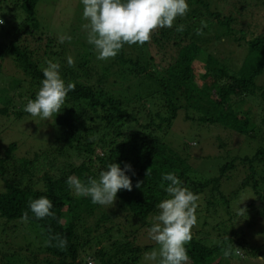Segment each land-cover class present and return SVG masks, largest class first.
I'll return each instance as SVG.
<instances>
[{"label": "trees", "instance_id": "1", "mask_svg": "<svg viewBox=\"0 0 264 264\" xmlns=\"http://www.w3.org/2000/svg\"><path fill=\"white\" fill-rule=\"evenodd\" d=\"M8 1L14 9L20 10L22 20L19 26L13 25L3 34L8 41L0 42V58L11 56L24 72L23 79L27 80L30 90L26 92L27 97L22 94L23 105H14L12 113L17 119L34 118L32 121L41 130L45 127L44 119L33 117L24 108L30 99H35L42 86V69L48 60L37 58L34 50L21 40L27 35L43 33L35 12L37 0ZM187 2L190 11L186 16L177 18L172 28L153 32L151 46L149 43L125 44L108 63L93 59L91 51H86L84 46L75 55L74 67L68 66L66 58L56 61L61 66L65 83L73 82L75 89L68 93L61 112L45 120L52 131L49 141L24 152L15 162L17 142L0 147V177L5 183V190L0 192V264H87L82 252L90 240L80 238L78 228L87 217L96 214L98 219L93 228L98 229L103 222V233L116 239L108 248L102 246L93 253L94 264L96 259L99 264H139L153 245L140 242V235L137 237L130 230L122 234L118 228L124 223L127 225L130 218L143 220L151 213L158 214L157 205L168 198L165 188L169 182L162 180V174L168 172L174 173L183 186L199 196L198 208L207 206L217 216L218 198L224 197V178L237 181V188L232 193L248 189L264 202V84L256 83L258 75L264 72V32L260 31V25L249 28L244 21L238 22L237 14L222 15L212 11L206 0ZM201 21L207 22V27L203 28V35H197ZM180 24L185 25L182 33L176 31ZM222 37L229 41L227 43L233 41L234 46L215 54L206 53ZM37 38L42 40V34ZM48 40L51 41L49 37ZM148 49L153 54L149 55ZM240 49L245 53L241 54ZM51 55L48 53L47 57L51 59ZM237 59L241 61L239 66L234 64ZM100 61L103 63L99 66L96 62ZM115 74L120 75L118 91L109 81ZM19 86L20 83L13 81L8 86V93L16 92ZM130 91L132 93L127 95ZM22 95L13 94L12 97L17 101ZM10 100L0 105V113L9 112ZM251 101L256 103L260 113L256 114ZM179 115L184 120L220 124L230 130H226L225 138L219 143L226 150L225 160L216 174L199 176L201 152L195 151L199 160L197 167H193V155L189 152L192 149L179 153L170 143L172 141H167L171 138L172 122ZM39 118L42 121H38ZM37 136L34 134L32 138L38 141ZM235 137L240 140L236 139L234 146L229 141ZM240 142L247 145L242 147ZM51 154V162L55 156L67 157L72 162H65L54 172L44 170L39 187L38 180L20 183V178L28 176L30 179L42 158ZM113 162L122 169L125 163L131 165L132 171L126 175L133 184L132 191L117 193L115 208L93 204L89 197L76 196L66 183L69 176L84 181L89 177L98 178L99 173ZM137 181H143L141 188L136 187ZM41 196L53 202L51 211L56 214L55 218L36 219L30 211L29 202ZM25 211L28 212L26 222L22 220ZM26 225L40 232L42 244L33 247L32 240L28 241V236L20 232L18 227ZM194 229L192 240L185 246L189 264H224L223 250L232 241V253L242 255L245 251L257 255L259 252L252 246V241L235 228L231 229L229 241L221 238L217 243H211L208 235L213 231L221 234L218 228L200 225ZM113 231L119 235L112 236ZM55 234L67 239L65 250L45 246L49 235ZM18 239L25 241L19 244Z\"/></svg>", "mask_w": 264, "mask_h": 264}, {"label": "rangeland", "instance_id": "2", "mask_svg": "<svg viewBox=\"0 0 264 264\" xmlns=\"http://www.w3.org/2000/svg\"><path fill=\"white\" fill-rule=\"evenodd\" d=\"M206 1L209 3V7L212 11L215 10L222 15H227L229 13L233 15L237 14L235 18L238 22L244 21V25L249 28L260 25V31L264 32V0ZM238 8L240 9L238 10ZM18 11L20 10L14 9L10 1L2 0V2H0V20L4 21V23L0 25V42H2L1 40H3V42L8 41V38L5 39L3 36L6 30L10 29L13 25H20L22 16L19 15ZM35 12L43 33L37 32V34L34 36L27 35L21 40L24 41L23 44L28 45L34 50L37 58L42 59V61L52 60L53 62L61 61L65 58L67 59L69 56L74 59L76 53L79 52L78 49L83 50V48L86 47V51H91V57H93L95 60H99L97 59V53L94 47L87 42V33L82 27L83 24L87 23V21L83 19V4L81 0H37ZM203 18L207 19V16H203ZM208 19H210V17H208ZM188 24H190V22ZM41 34L42 40H39L37 36H41ZM68 36L72 38L71 41L65 39L64 43H60L61 37ZM48 37L51 40L50 42ZM46 42H49V44ZM227 42L229 41L225 39V37H222L219 41H217V44L214 45V48L211 47L210 50L207 49L206 53L211 52L215 54V52H220L228 46H234L233 41H230V43ZM149 45L151 46L150 43ZM240 50L241 54L245 53L243 49ZM48 53H52L51 59L47 57ZM147 53H149V55L153 54L150 52V49H148ZM113 59L114 58L108 59L107 63ZM240 62V59H237L236 63L234 64L239 66ZM102 63V61L96 62V64L99 66ZM22 72L23 71L17 66L10 55L0 58V105H3L5 101H8V99H11L10 105L7 106L9 112L5 114L0 113V147L3 148L12 141L17 142L18 148L14 153V162L24 155V152L32 151L42 144H47L52 132L51 129L49 130L48 128V126H50L47 123L48 121L43 120L46 122L43 123V126L45 127L39 130L32 121L34 118L31 119L30 117H23L21 119H17L13 116V106L15 105L19 107L23 105L24 100L22 94L27 97L28 95H26V92H30L29 86L27 85V80L23 79V76H25L24 72ZM13 81L15 83H20V86L17 88L16 92L9 94L8 86ZM109 81L114 90L118 91L119 87H121L120 75H111L109 77ZM256 83L257 85L264 84V72L258 75L256 78ZM130 93H132V91H130L127 95H130ZM13 94L22 95V99L15 101L12 97ZM252 104L255 108L254 110L256 111V114L260 113L256 103L252 102ZM37 120L42 121L40 118ZM226 130L230 131L228 128L224 129V127L220 124H203L201 122H191L184 120L181 115H179L172 122L171 129L169 130V136H171V138L168 136L169 138L167 141H172L170 143L172 146L177 148L179 153H185V151L192 149L189 152H192L193 155L191 157V162L194 164L193 167H197V162L199 159L201 161V169L197 170V174L210 176L216 174L219 165L225 160L224 151L226 149H222L219 146V143L221 139L225 138V133H227ZM40 132L43 133L41 136L39 135ZM47 133H49V138H47ZM34 134L38 135V141L32 138ZM236 139L239 138L235 137L232 141H227H229L230 144H234ZM180 143L181 147L178 148ZM183 143L186 147L183 146ZM194 144L196 145L193 146ZM238 144L242 147L247 145L242 142ZM246 150H248V148ZM195 151L201 152L199 159ZM97 153L101 155V151L99 149H97ZM52 155L53 154L50 156L48 155L46 158H42L43 161L38 163V169L36 168L30 179L28 176L24 177L23 179L20 178L21 180L17 177L16 179H19L21 184L28 182L33 183L34 181L38 180L37 187H39L42 183L41 177L44 170H50V172H54L59 168L61 169L65 162H70V159L67 157L64 158L58 156H55L53 158V162H51ZM237 184V181H234L233 179L228 180L224 178L222 180V192L224 195L223 198H227L228 201L225 202L223 198H218L217 202L219 203V206H217V209L219 216L215 215L211 210H208L207 206L203 207L202 205L197 208V225L195 227L197 228L202 225L214 226L218 228L220 230L218 232H221V234L215 233L213 231L208 235V239L211 240V243H217L221 238L225 239L226 242L229 241L228 236H230L231 229L235 228L239 231V233H241L242 236L251 240L252 246L257 248L259 251L257 255H251L245 251L241 252L242 255L236 252L232 253L227 258H224V264H264V261H260L258 259V257H264V215H262L264 214V202H261V200L257 199L253 191L248 189L232 193V190L237 188ZM4 190L5 183L0 177V192H3ZM116 205L117 200L113 205H108L107 207L115 208ZM238 207L246 209V213L242 216L239 215ZM97 215L98 214L92 218L87 217L82 223L79 224L80 226L78 228V234L80 235V238H83V240H90L85 251L82 252V255L85 256L84 260L88 261L87 264H89V261H92L94 264L93 253L95 254L96 250L102 246L108 248L110 242L116 239L113 235H119L116 231H113V237L108 238L109 234L103 233L105 224H103V222H101L98 229H94V223L98 219ZM156 215L157 214L151 213L143 220L130 218L127 221V225L124 223V226H121L122 228L118 229L122 234H125L128 230H130V233H136L137 237L140 235V238H138L140 242H150L153 245L150 250L151 252L158 247V245H156L148 235V230L153 225V223L156 222ZM120 219L123 222H126L123 217ZM65 220L66 218L63 220V222ZM107 225H109V222H107ZM18 228L20 229L21 233H25L28 236L26 237L28 241L32 240L33 247H37L42 244L43 238L40 237V232L36 228H31L27 225ZM195 230L196 229L193 228L192 233H194ZM98 240L99 243L97 242ZM24 241L25 240L23 239L19 240V244H23ZM228 244L233 245L234 241ZM144 261L145 260L142 259L139 264H145ZM96 264H99L97 259Z\"/></svg>", "mask_w": 264, "mask_h": 264}, {"label": "clouds", "instance_id": "3", "mask_svg": "<svg viewBox=\"0 0 264 264\" xmlns=\"http://www.w3.org/2000/svg\"><path fill=\"white\" fill-rule=\"evenodd\" d=\"M81 2L83 19L87 21L82 26L87 33V42L94 47L97 59L104 61L116 57L125 44L144 45L150 42L153 32L172 28L177 18H183L190 11L187 0H81ZM3 23L4 21L0 20V24ZM205 27L207 22L201 21V27L196 29V34L203 35ZM184 30V24L176 27L177 32L182 33ZM65 39L71 41L72 38L61 37L60 43H64ZM67 64L70 67L75 66L71 56L67 58ZM60 67L58 62L47 61V66L42 69V86L35 99L27 102L25 112L44 120L61 112L68 93L74 91L75 84L65 83ZM129 171H132L130 164L125 163L122 169L119 164L113 162L107 166V170L99 173L98 178L89 177L84 181L79 177L69 176L66 183L76 196L89 197L93 204L108 206L114 204L120 190L132 191V180L126 175ZM162 180L169 182L165 188L168 198L157 205L156 222L148 230L150 239L158 247L145 253V262L189 264L190 257L185 246L192 240V229L197 225L199 196L183 186L182 181L172 172L162 174ZM142 184L143 181H137L136 187L141 188ZM52 208L53 202L45 196L29 202V209L36 219L55 218L56 214L51 211ZM245 213L246 209L238 207L239 215ZM22 220L25 222L28 220L27 211L23 213ZM45 246L65 250L67 239L59 234L49 235ZM231 254L232 246L229 245L223 250V255L227 258ZM258 259L264 261V257ZM89 264H92V261H89Z\"/></svg>", "mask_w": 264, "mask_h": 264}]
</instances>
